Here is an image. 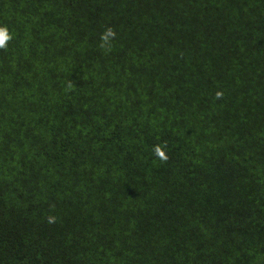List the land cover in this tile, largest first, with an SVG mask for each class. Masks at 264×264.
Returning a JSON list of instances; mask_svg holds the SVG:
<instances>
[{
    "label": "trees",
    "instance_id": "16d2710c",
    "mask_svg": "<svg viewBox=\"0 0 264 264\" xmlns=\"http://www.w3.org/2000/svg\"><path fill=\"white\" fill-rule=\"evenodd\" d=\"M0 26V264H264V0H0Z\"/></svg>",
    "mask_w": 264,
    "mask_h": 264
},
{
    "label": "clouds",
    "instance_id": "9594fccd",
    "mask_svg": "<svg viewBox=\"0 0 264 264\" xmlns=\"http://www.w3.org/2000/svg\"><path fill=\"white\" fill-rule=\"evenodd\" d=\"M116 33L115 30L111 27H108L104 30L103 33H101V40L102 41H108V39L111 37L112 39H115ZM11 37L8 33V29L6 26H0V48H5L6 47V42L9 40ZM103 47V44L101 45ZM107 51H111V44L108 45ZM216 98L220 99L223 96V93L221 91L216 92ZM163 147L162 145H156L154 146V155H156L158 158H160L162 161L167 160V156L165 151L162 150ZM54 222L53 218H49V223Z\"/></svg>",
    "mask_w": 264,
    "mask_h": 264
}]
</instances>
